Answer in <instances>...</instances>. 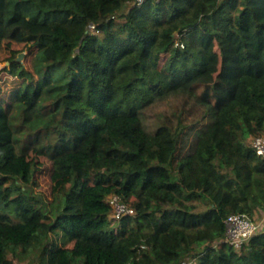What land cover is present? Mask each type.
Wrapping results in <instances>:
<instances>
[{
  "label": "trees",
  "instance_id": "trees-1",
  "mask_svg": "<svg viewBox=\"0 0 264 264\" xmlns=\"http://www.w3.org/2000/svg\"><path fill=\"white\" fill-rule=\"evenodd\" d=\"M135 1L0 0V264H264V231L220 242L230 214L264 212L247 142L264 134V0ZM218 74L221 103L191 84ZM7 151L68 183L43 201ZM112 195L135 214L115 220Z\"/></svg>",
  "mask_w": 264,
  "mask_h": 264
},
{
  "label": "rangeland",
  "instance_id": "rangeland-1",
  "mask_svg": "<svg viewBox=\"0 0 264 264\" xmlns=\"http://www.w3.org/2000/svg\"><path fill=\"white\" fill-rule=\"evenodd\" d=\"M219 50V48L217 47ZM25 56L22 61L26 60L27 53L29 50H24ZM165 60V56L162 57L161 63ZM7 65V62L0 63V68H4ZM196 84L195 89L197 94L203 98L212 97L216 103H221L225 100L227 94L231 90V85L226 84L220 80V75L218 74L214 78H203L194 83ZM15 85L10 83L9 86ZM264 138V134L261 135ZM256 136H250L247 139V142L251 144L252 139ZM252 145V144H251ZM8 158L7 162L4 165V171L7 173L18 174L23 172L24 175L21 177L20 181L22 185H25L29 190L34 192L37 197L43 198V201L47 203L55 200L57 193L60 191L61 187L68 183V178H64L59 175H52L50 170V164L44 156H41L39 153H33L28 158L24 157H15L7 151ZM33 164L37 165V169L34 170ZM33 171V177L30 178L28 174ZM254 219L259 222L264 223V212L258 214V211L255 212L253 216ZM119 222L116 223V225ZM58 236V235H57ZM57 236L53 235L51 240L57 242ZM61 242V236H58V243ZM10 259L14 260L15 263L19 264H39L40 260L38 253H33L31 257H28L23 260H19L13 255L9 256Z\"/></svg>",
  "mask_w": 264,
  "mask_h": 264
},
{
  "label": "built area",
  "instance_id": "built-area-1",
  "mask_svg": "<svg viewBox=\"0 0 264 264\" xmlns=\"http://www.w3.org/2000/svg\"><path fill=\"white\" fill-rule=\"evenodd\" d=\"M145 1L146 0H136L135 4L141 5ZM176 45L182 48L185 47L181 39L177 41ZM251 144L256 148L259 155L264 156V138L262 136L254 137ZM109 202L113 208L112 217L115 220H119L128 214H135V210L129 207L120 196H110ZM225 224L226 236L220 242L229 243L237 250H240L247 244L254 235L264 231V223L259 222L246 213L230 214L225 219Z\"/></svg>",
  "mask_w": 264,
  "mask_h": 264
},
{
  "label": "water",
  "instance_id": "water-1",
  "mask_svg": "<svg viewBox=\"0 0 264 264\" xmlns=\"http://www.w3.org/2000/svg\"><path fill=\"white\" fill-rule=\"evenodd\" d=\"M24 56H25V53L24 52L20 53L19 56H18V58H17V60L18 61H22L23 58H24ZM7 64H9V62Z\"/></svg>",
  "mask_w": 264,
  "mask_h": 264
}]
</instances>
